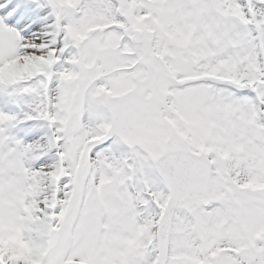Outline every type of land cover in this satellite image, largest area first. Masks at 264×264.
<instances>
[{
  "label": "snow or ice",
  "instance_id": "snow-or-ice-1",
  "mask_svg": "<svg viewBox=\"0 0 264 264\" xmlns=\"http://www.w3.org/2000/svg\"><path fill=\"white\" fill-rule=\"evenodd\" d=\"M0 264H264V0H0Z\"/></svg>",
  "mask_w": 264,
  "mask_h": 264
}]
</instances>
